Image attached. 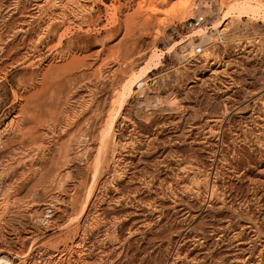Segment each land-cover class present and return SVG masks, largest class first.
Wrapping results in <instances>:
<instances>
[{
    "label": "rangeland",
    "instance_id": "rangeland-1",
    "mask_svg": "<svg viewBox=\"0 0 264 264\" xmlns=\"http://www.w3.org/2000/svg\"><path fill=\"white\" fill-rule=\"evenodd\" d=\"M243 1L0 0L1 264H264V7L216 27Z\"/></svg>",
    "mask_w": 264,
    "mask_h": 264
},
{
    "label": "bare ground",
    "instance_id": "bare-ground-1",
    "mask_svg": "<svg viewBox=\"0 0 264 264\" xmlns=\"http://www.w3.org/2000/svg\"><path fill=\"white\" fill-rule=\"evenodd\" d=\"M76 1V0H75ZM78 2V1H77ZM73 4V3H72ZM75 4H76V2H75ZM80 4V3H79ZM76 5H78V3L76 4ZM83 5V4H82ZM222 5V4H221ZM79 6V5H78ZM176 7V6H175ZM230 7V6H229ZM262 7H264L262 4H260V2L259 1H257V0H254V1H252V0H247V1H243V2H239V3H235L234 5L232 4L231 5V7L222 15V17L220 18V21L218 22V24L216 25V27L217 28H223V30L222 31H224L225 29H226V25H227V21L228 20H230L233 16L235 17L236 15L237 16H246V15H250V16H258L259 14H260V12H261V8ZM178 10H180V7L179 8H177ZM177 9H176V11L175 12H177ZM264 9V8H263ZM262 9V10H263ZM208 10H211V7H209L208 8ZM213 10V9H212ZM219 12V11H218ZM215 13V12H214ZM217 13V12H216ZM192 17V16H191ZM185 18V17H184ZM49 27V26H48ZM48 29V28H47ZM226 31V30H225ZM44 34H46V33H44ZM48 35V34H47ZM202 35L204 36H206L207 38L208 37H210V35H209V32H204V33H202ZM45 36V35H44ZM42 38V37H41ZM45 38V37H44ZM38 39V38H37ZM37 43V42H36ZM32 44V43H31ZM35 44V43H34ZM36 45V44H35ZM192 46V45H191ZM192 48V47H191ZM194 49V48H193ZM191 50V49H190ZM188 51V50H187ZM190 53V52H189ZM162 55V54H161ZM188 55V54H187ZM192 55H193V53H192ZM25 57V56H24ZM192 57V56H191ZM155 58V59H154ZM192 59H194V57L192 58ZM210 59V58H209ZM212 59V58H211ZM25 60V59H24ZM17 63H18V61H17ZM213 63V62H212ZM213 65V64H212ZM159 66V56L158 55H154V57L153 58H151V60L147 63V65L145 66V67H143L142 68V70L140 71V73L138 74V75H134V76H132L127 82H126V84H124V87H123V90H122V92H121V94L120 95H118L119 96V98H120V105H119V111H120V109L122 110V107H123V105H124V103H126V101L128 100V98L129 97H131V95L132 94H134V89H135V87H136V85L138 84L140 87H142L143 86V82H141L140 80H143V79H145V78H147V76H148V74L149 73H151V72H153L157 67ZM199 80V79H198ZM138 81H140V82H138ZM144 93V92H143ZM118 111V112H119ZM118 116V115H117ZM115 118V117H114ZM13 123V122H12ZM110 124H109V128L108 127H106V128H108V130H107V132L105 131L104 133H106L104 136H103V138H105V145H107V142H108V138L107 137H109L110 139H111V133H112V131H113V127H114V123H115V119H112V121H110L109 122ZM112 142V141H111ZM114 142V141H113ZM104 143H101L102 144V146H103V144ZM108 144H109V142H108ZM104 147V146H103ZM103 149V148H102ZM101 149V150H102ZM100 150V149H99ZM98 157V156H97ZM102 157V156H101ZM100 160H101V158H100ZM102 162H103V160H102ZM97 165V164H96ZM95 165V166H96ZM200 181V180H199ZM196 185V184H195ZM91 191V190H90ZM91 194V193H90ZM90 194H89V196H90ZM86 201H88V200H86ZM86 206H87V204H86ZM85 205H84V208L86 207ZM82 208H83V206H82ZM83 208V209H84ZM82 215V214H81ZM79 244V243H78ZM78 244H77V246H78ZM76 247V246H75ZM81 247V246H80ZM77 248V247H76ZM72 249H74V248H72ZM79 252H81L80 251V248H79V250H78ZM83 253V252H82ZM81 254V253H80ZM79 255V254H78ZM0 262H1V260H0ZM1 263H3V262H1ZM0 263V264H1ZM5 263V262H4Z\"/></svg>",
    "mask_w": 264,
    "mask_h": 264
},
{
    "label": "built area",
    "instance_id": "built-area-1",
    "mask_svg": "<svg viewBox=\"0 0 264 264\" xmlns=\"http://www.w3.org/2000/svg\"><path fill=\"white\" fill-rule=\"evenodd\" d=\"M202 51H203V48L200 47V46H197V47H195V48L193 49V54L199 55V54L202 53Z\"/></svg>",
    "mask_w": 264,
    "mask_h": 264
}]
</instances>
